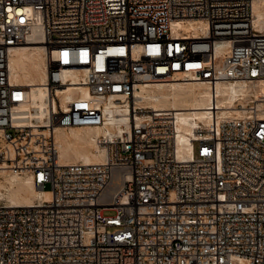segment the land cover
Here are the masks:
<instances>
[{
	"label": "built area",
	"instance_id": "2783aa9c",
	"mask_svg": "<svg viewBox=\"0 0 264 264\" xmlns=\"http://www.w3.org/2000/svg\"><path fill=\"white\" fill-rule=\"evenodd\" d=\"M256 3L264 12V0H0V161L49 195L31 206L0 200V264H264ZM177 20L203 29L173 30ZM33 32L58 55L46 61V123L28 126L16 112L28 87L9 81L8 56ZM215 42L226 51L215 53ZM65 67L84 69L87 96L61 106ZM176 79L210 91V121L189 136V156L176 152V111L152 110L125 132L95 138L103 162L58 161L55 126H103L109 98L134 119L139 84ZM220 82L239 89L233 107L217 108ZM222 109L239 115L218 118Z\"/></svg>",
	"mask_w": 264,
	"mask_h": 264
},
{
	"label": "bare ground",
	"instance_id": "6f19581e",
	"mask_svg": "<svg viewBox=\"0 0 264 264\" xmlns=\"http://www.w3.org/2000/svg\"><path fill=\"white\" fill-rule=\"evenodd\" d=\"M256 3L254 12L258 26H264V12ZM172 29L196 34L203 29V23L197 20L173 21ZM215 53L226 51L225 43H214ZM8 68L11 83L27 86L28 97L25 104L20 105L16 112L20 122L32 126L35 123H46L48 112L45 82L47 78L46 61L55 59L56 51L51 54L45 50L37 32L21 45L9 50ZM85 71L77 67L62 68L59 78L64 89L56 92L61 106L76 95L87 96V89L82 83ZM69 81V82H68ZM239 89L226 83H216L217 108L233 107ZM117 98H109L104 104L107 122L97 127H73L63 129L54 127V141L58 154V161L63 164L81 162L101 163L104 161V148L95 145L98 136L118 135L130 128V122L139 123L147 117L150 111L175 110L178 134L176 137V152L181 156H189V136H194L193 130L199 124L206 126L210 121L207 106L210 102V91L202 82H190L176 79L166 83L139 84L133 93V100L141 111L134 119L127 116V110L121 106ZM54 105V102H53ZM220 110L218 118L239 115L236 110ZM3 143L0 142V146ZM0 200L11 206H31L35 201H49L46 192L34 187L28 178H22L9 172L6 162L0 161Z\"/></svg>",
	"mask_w": 264,
	"mask_h": 264
},
{
	"label": "rangeland",
	"instance_id": "374dc122",
	"mask_svg": "<svg viewBox=\"0 0 264 264\" xmlns=\"http://www.w3.org/2000/svg\"><path fill=\"white\" fill-rule=\"evenodd\" d=\"M67 131V130H66ZM46 189H48V187H46ZM106 215H111L112 212H105Z\"/></svg>",
	"mask_w": 264,
	"mask_h": 264
}]
</instances>
